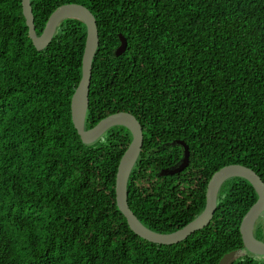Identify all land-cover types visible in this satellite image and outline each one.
<instances>
[{
	"label": "trees",
	"instance_id": "16d2710c",
	"mask_svg": "<svg viewBox=\"0 0 264 264\" xmlns=\"http://www.w3.org/2000/svg\"><path fill=\"white\" fill-rule=\"evenodd\" d=\"M68 3L95 15L86 129L122 111L144 143L128 183L130 208L170 233L205 208L210 178L234 163L264 181V0H31L37 33ZM127 39L121 55L120 35ZM87 26L67 18L38 50L22 0H0V264H264L240 230L258 199L228 179L210 223L183 241L158 244L130 227L116 199L126 126L86 144L71 101L82 77ZM177 173L166 172L184 159ZM264 241V214L254 229Z\"/></svg>",
	"mask_w": 264,
	"mask_h": 264
},
{
	"label": "water",
	"instance_id": "95a60500",
	"mask_svg": "<svg viewBox=\"0 0 264 264\" xmlns=\"http://www.w3.org/2000/svg\"><path fill=\"white\" fill-rule=\"evenodd\" d=\"M22 6L29 28L30 38L38 50H43L51 43L58 26L67 18L81 19L87 26V37L82 62V77L74 91L71 101L72 119L79 135L86 144L95 143L109 129L117 125L126 126L131 131L133 136L132 141L122 155L118 166L116 176V199L119 209L127 218L132 230L142 238L158 244L169 245L183 241L194 232L205 228L210 223L217 209L218 194L222 185L230 178L242 177L252 183L258 194L257 201L247 211L241 222L240 230L244 247L255 255L264 256V241L257 238L254 233L257 221L264 214V181L254 169L243 164H229L220 168L213 174L208 183L204 210L178 230L170 233H162L154 231L142 223L130 208L128 202L129 178L139 159L144 143V133L141 122L134 114L122 111L111 114L100 120L95 126L86 129L93 59L100 42L98 23L95 15L84 4H64L51 13L42 34L39 35L35 26V16L31 0H22ZM119 35L121 44L116 50V55L124 53L128 44L126 37L121 33ZM180 143L183 144L185 148L184 159L178 167L166 170V172L171 174L181 171L189 162V147L184 141H180ZM238 254L239 251L237 250L226 253L219 261V264H230Z\"/></svg>",
	"mask_w": 264,
	"mask_h": 264
}]
</instances>
